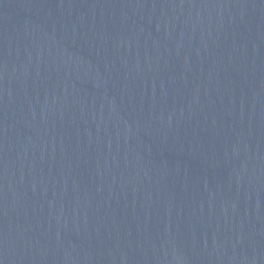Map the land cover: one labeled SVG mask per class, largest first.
Returning a JSON list of instances; mask_svg holds the SVG:
<instances>
[{"label":"water","instance_id":"1","mask_svg":"<svg viewBox=\"0 0 264 264\" xmlns=\"http://www.w3.org/2000/svg\"><path fill=\"white\" fill-rule=\"evenodd\" d=\"M0 264H264V0H0Z\"/></svg>","mask_w":264,"mask_h":264}]
</instances>
